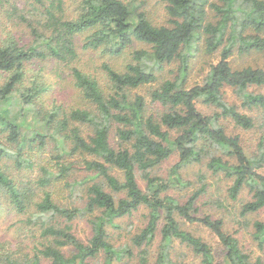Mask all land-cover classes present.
<instances>
[{
	"label": "trees",
	"instance_id": "obj_1",
	"mask_svg": "<svg viewBox=\"0 0 264 264\" xmlns=\"http://www.w3.org/2000/svg\"><path fill=\"white\" fill-rule=\"evenodd\" d=\"M158 1L164 3L163 23L151 20L136 0H76L72 12H65L64 0H0V199L25 216L22 223L35 238L29 251L19 240L0 241V264H180L172 255L175 241L202 264H263L224 231L222 217L200 212L197 201L208 187L205 172H199L200 185L183 202L167 192L176 185L190 187L192 182L178 178L179 170L196 164L231 181L226 189L231 200L247 188L250 198L241 203L240 216L264 207V135L248 151L240 134L226 131L221 121L242 130L262 125L252 113L264 110V91H255L264 87V66L236 68L229 59L264 50V0ZM21 27L28 39L18 33ZM85 32L83 48L111 56L135 43L142 46L132 49L120 68L101 65L103 87L95 73L76 63V36ZM202 50L218 51L219 59L202 83L187 86L190 61ZM46 62L67 68L83 106L44 104L49 85L41 64ZM172 63L178 64L176 73L161 76ZM31 66H37V75L29 73ZM143 86L150 101L165 110L148 114L143 95L129 96ZM226 88L238 104L225 99ZM197 102L212 112L203 113ZM174 153L178 160L165 179L146 172ZM79 171L94 180L84 202L60 204L53 184ZM213 203L223 207L220 199ZM141 206L147 208L144 226L115 244L109 227L120 228L117 220ZM80 218L90 228L86 239L75 233ZM187 222L217 237L221 260L215 261L209 243L184 228ZM252 228L261 248L264 221H254Z\"/></svg>",
	"mask_w": 264,
	"mask_h": 264
},
{
	"label": "rangeland",
	"instance_id": "obj_2",
	"mask_svg": "<svg viewBox=\"0 0 264 264\" xmlns=\"http://www.w3.org/2000/svg\"><path fill=\"white\" fill-rule=\"evenodd\" d=\"M142 2L143 9L149 13L151 20L157 23H163L165 21L164 3L158 0H136ZM21 4V1H18ZM76 0H64L65 12L67 10H72L75 8ZM138 3V2H137ZM74 15V13H72ZM23 38H29V32L25 27H21L17 30ZM89 32L81 33L76 36V44L78 49V57L76 63L78 66L86 69L93 74L95 73L99 79L100 84L103 86V81L105 82L104 73L101 69V65L106 62L111 65L120 68L124 62L129 59V52L134 48H139L140 44L135 43L129 46L124 54L111 56L103 53L101 50H91L88 48H83L82 44L85 36ZM219 59V52L216 51L213 54H207L203 50L195 55V57L190 61L189 73L187 77V86H192L197 83H202L210 64H215ZM230 64L233 67H242L246 65L251 66H264V50L262 52L253 53L249 55L238 56L234 54L230 57ZM44 65L43 74L44 81L49 85V89L43 95V102L47 106L52 104L63 106L67 109L75 106H83L84 101L81 97L80 91L74 87L72 80L68 73L66 67L62 69H56V64L52 62H46ZM177 63H172L166 66L165 70L161 73V76L171 78L176 73ZM30 74L37 75L34 69L37 66H31ZM172 69V73L170 72ZM104 87V86H103ZM255 91H264V87L255 89ZM135 94L143 95L147 105V112L158 114L165 110V107L159 105L157 102L150 101L147 94V86L131 89L129 91V96L132 98ZM225 99L230 103L235 102L238 104L239 101L235 98L234 94L229 88H226ZM197 107L200 111L205 114L212 112V107H207L203 104L197 102ZM248 112V111H247ZM250 113V112H248ZM256 117L260 127L257 125L255 128L250 130H242L240 128H234L233 123L226 119H222V123L225 124L226 131L232 133H239L242 138V143L245 148L250 151L255 149L256 143L259 138L264 135V110H259L252 113ZM86 133V132H85ZM112 139V138H111ZM50 149V148H49ZM46 153V154H45ZM49 154L46 150L44 155ZM177 153L172 154L168 159L162 161L160 164L148 171L151 176H158L165 179L169 173L171 167L177 162ZM203 171L206 173L207 177L205 181L208 184L207 192L198 199L197 205L200 207V212H209L213 217H222L224 221L223 229L224 231L234 234L237 237L239 245L242 250L250 254L251 259L260 258L264 264V244L260 248L258 246L257 240L253 238L251 232L253 230L252 224L256 220L264 221V207L257 212L250 213L246 216L239 215V209L242 202L250 198L247 188L242 189L238 199L236 201L231 200L227 197L226 189L231 181L222 174H212L210 170H207L205 166H199L196 164L187 165L179 170L178 178L181 181H190L192 185L190 187H183L181 185H176L168 190L167 194L172 195L183 202L192 192L193 189L197 188L200 183L198 181L199 172ZM114 173L120 178V172L114 170ZM35 174V172L33 173ZM86 172L79 171L72 173L66 178L55 181L52 189L55 191L54 198L63 205H77L82 204L81 198L84 200L86 197V187L91 180L90 177H86ZM138 184L142 189H146V181L143 178L142 173H137ZM74 181H79L78 185L72 187ZM94 181V180H93ZM70 182V186H66L65 183ZM71 189H74L72 192ZM220 199L223 203V207H218L213 203L214 200ZM147 208L141 206L138 210L132 212L131 215L124 216L118 219L117 223L120 228L109 227L112 233V240L115 244L128 241L130 236L136 233L147 220ZM25 216L15 213L12 208L5 201L3 196L0 199V241L7 240L12 245L15 244L17 240L22 242L25 250L29 251L35 238L32 237V233L29 232V226L24 225L22 221ZM184 228L193 234L202 237L207 243L213 247L215 261L222 259V245L219 243L217 237L206 227L197 224H189L188 222L184 224ZM75 233L80 239H86L89 236L90 228L85 220V218H80L75 221ZM38 239V238H37ZM159 244V235L154 238L151 246L149 247L150 258L153 259L157 253V246ZM172 255L180 262V264H202L200 258L195 255L188 247L175 241L172 244ZM44 264H47L45 262Z\"/></svg>",
	"mask_w": 264,
	"mask_h": 264
}]
</instances>
